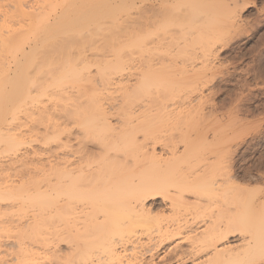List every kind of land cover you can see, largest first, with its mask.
Returning <instances> with one entry per match:
<instances>
[{
  "label": "bare ground",
  "instance_id": "1",
  "mask_svg": "<svg viewBox=\"0 0 264 264\" xmlns=\"http://www.w3.org/2000/svg\"><path fill=\"white\" fill-rule=\"evenodd\" d=\"M21 1V3H23V1L25 2L27 0ZM151 1L152 0H38V2H36L37 7L35 5L36 3H33L30 8L27 7L30 9L28 11L21 9L22 7L18 8L19 10H15L18 12L22 10L20 14L26 18L23 20L19 17L22 19L19 24H15L16 22L11 24L8 23V19H4V16H8V13H5L6 15H0V21H2L0 24V145H11V150L9 149L10 152L16 148L18 149L20 145H22L23 140L20 137L13 136V134L11 135V129H9L8 126L17 118L20 119L18 114L23 110L27 114V117L28 115L30 117L37 114L38 119L35 120L37 123L40 122L39 125L41 126H43L42 123L45 122L44 120H51L47 121V124H49L48 122L52 123V121H55L49 128L46 127V122L44 123L45 127L43 126L44 129L46 128L47 130L53 127L52 130L55 132L53 135V137H55L54 164H51V162L44 157L31 158L29 154L23 153L21 157L19 156L20 158L10 159L6 164L0 163V264H255L264 256V224L262 223L264 213L260 214L257 212L259 209L264 212V208H262L264 201H260L262 206L256 211L261 217H258L259 214H256L257 216L254 218V215V222L250 219L253 223L252 225L250 224L251 227L248 224V229L246 228L245 230L246 233L248 232V236H242L243 234L239 231L236 224L241 221L244 223L246 221V216L240 219L237 215L241 212L239 211V213L236 214V211L234 212L231 207L230 209L232 211L229 210V212H234L238 218L229 215L227 216L228 219L230 216L232 217L230 220L226 219L223 222L218 221L220 215L217 219L218 214H215L217 211L214 213V208L211 209L212 206L209 205V202H206L209 200L207 199L208 194L206 196L204 195V198L207 199L205 200L202 198V192H199L204 186V188H210L212 192H218V194L220 192L223 193V187L220 186L221 184L217 185L214 179H212L214 175H216L215 173L218 171L221 172V170L224 169L221 167L222 164H225L223 154L222 156L218 154L215 158L208 159V161L206 160L204 164L198 162V164H202H199L201 165L199 166L197 164V159L208 152H213L215 148L209 146L210 144L207 145L208 142L205 136L204 138L207 143L204 142L202 146L196 144H190V146L186 145L185 149L182 151V149H178L180 142H177L178 144L175 143V139H177L176 141L185 142L183 140L184 134L182 135L181 132L178 134L182 135V137L180 138V136H177L175 139V133L174 135L169 134V136L171 135L169 138L168 134L167 137H164L166 134H162L164 135L162 136L161 132L159 134H152L150 132L151 130H149L150 133L146 132V130L151 129L152 125L149 126L148 123H152L158 117L161 118V115L163 117L168 116L167 118L164 117L166 119L165 121H168V118L176 121L178 118L182 119V117L185 116L183 117L184 119L189 115V117L195 120L192 121L193 119L191 118L193 122H191V124L195 125L196 123L198 124L200 120H202L201 124L209 120V114H213L214 110L213 112H204L206 115H203V105L205 104L203 102L205 100L203 101V96V99L201 98L202 100L199 99L201 97L199 95L203 92L197 94L199 98H197L198 96L196 99L192 97L194 100L189 96L192 95L194 91L197 93L198 87H205L208 84L207 78L210 77L209 79H211L215 75L213 74L212 76L211 72V75L208 77L206 72H209L211 69H205L206 65L203 66L204 63H209L206 61L209 59L208 56H210L208 54L214 55L211 53V48L213 49L216 43H212L214 42L211 36L212 33L208 37L209 32L207 33L206 30L207 34L204 33L206 36L204 34L203 36L201 35V37L205 36L207 39L210 38V40L204 43V51L206 49L204 53L208 51V54L206 53L205 62H203V64L201 63L203 68H197L201 71L204 70L202 72L200 71V73L197 70V74L195 69L190 70V68H193L190 65V67L181 65V67L176 66L177 68H174L175 65L178 64L175 63L178 60L174 59L176 57V59H178L180 53L176 50V52H174L175 54L171 52V56L166 48L168 44L171 49L175 45H178L176 40L182 37L183 38L180 39L181 42H185L186 39H184V36L186 37L187 35L184 34L186 32H190L189 37L190 35L193 36V34H197L193 33L194 31H192L191 28L195 21H198L196 22L197 25L199 23L201 26V21H203V19L206 22L205 25L209 20L206 26L209 27L212 25L210 28H213L215 24L212 23H215L214 20H220L218 16L221 14H216V16L212 18L213 16L211 17V12L209 13L208 9L211 11L214 9V12H218L220 10H215V8L218 9V7H220L219 9L222 8L223 15L226 11L228 20L225 16L221 17L225 18L227 22L229 21L228 24L230 21H236L233 17L232 3H230L235 0H226L229 1L228 3H223L222 0H155L158 1L155 2L158 4H154ZM15 2H17V0ZM146 2L152 3H149L150 5L148 6L149 9L151 8L150 10H152V6L155 5L157 10L155 9L154 11L156 13L158 12L157 15L159 17L161 15L160 11H162V14L164 12L163 16L167 18L169 14H171V11L177 13L179 9L181 10V8L184 7L181 6L186 3L191 5L192 9L197 6L196 11H203L204 14H206V16H204L201 12L203 14L202 16L201 13L199 14L197 12L199 18L197 17L198 20H194L193 22V18L192 20L190 18L192 15L191 13L195 10L189 12V8L191 9V7L187 8L185 6L186 8H183L184 10H181V12L183 11V16L186 19V15L188 16L190 13L191 15L189 14L190 18H188V20L190 19L191 22L190 20L182 19V15H180V18L185 22H190L191 25L193 22V25H190L191 31L188 29L185 22L182 21L185 24L184 27H182L183 23H180L181 25L177 24L179 27L181 26L180 30L174 33L173 31L172 33L170 32L171 35L168 33L171 42L169 38L168 40L166 39V41L162 38L165 41H161L165 45V49H163L166 50L165 52L168 53V56L170 55L169 60L172 58L174 60L173 63H175L172 64L171 62L174 67L165 63V69H169L167 71L169 72V67L174 68L175 71L172 73L176 72L177 75H170L176 76L175 79L183 84H178L179 82H177V84L175 83L176 86H174V82H171V84L168 80L169 78L164 81L169 82L168 84L171 85L169 87L170 90L176 87L175 92L177 88L180 93L188 86L194 88V90L190 88L191 92L186 88V91L191 94L188 96L185 95V99L181 98L182 96L180 95L181 101L178 99L177 102H174V105H172L173 102L171 101H174L176 98L170 99L171 94L169 97L165 94L166 98L162 99L165 97L164 93H167L166 90H168L167 87H164L167 82L160 80V78L156 76L164 70H161V67L164 68V62H169L167 61V56H164L165 58L163 57L165 60L164 62L161 60L162 57L156 58L158 62L161 61L163 63L160 62L161 64L159 63L158 66H156L157 64L153 56L155 52L153 54V50L149 51V49H147L148 52L152 53H148V55L146 54L147 50L142 53L141 50L143 49H138L146 47L144 45L147 44L146 40L149 42L148 38L152 35L151 31L153 30V26L148 24L149 26L147 27L142 17L131 19L130 17H133L134 14L130 17L127 16L130 19L126 18V16V19L121 17L131 9L133 10V8H137L138 10V4H146ZM219 2L222 3L219 5L217 4ZM216 4L219 6L215 7ZM19 6H21V4ZM213 6L215 8L211 9L210 7ZM145 7L148 8L146 5ZM134 10L136 11V9ZM186 12L188 14H186ZM194 13L195 12H193V14ZM144 14L145 15L140 12L138 16H145L144 21H146L145 18H147V14L145 12ZM179 14L181 13H177L174 16L179 17ZM197 14H195V16H197ZM212 15L215 14L213 13ZM229 15L231 17H229ZM9 16L11 17L12 15ZM163 16L160 18L164 19ZM193 16L194 15H192V17ZM195 16L194 18H196ZM152 17L154 20L157 18L155 14H152L149 18L151 19ZM215 17L217 18L215 19ZM211 19L214 20L210 22ZM181 20L178 21L181 22ZM171 21L169 23H171ZM219 22L222 23V21ZM235 23L236 22H234V24ZM203 24L204 23H202V26L205 28ZM151 26L152 29H150ZM148 28L151 30L150 32ZM181 28H186V30H184L186 32L182 31ZM187 29L189 31H187ZM180 31L182 32L180 34L184 33L181 36H179L180 34L178 33ZM198 31L203 33L205 29L202 31V28H200ZM211 31L212 30H210V32ZM198 34L200 35V32ZM152 36L150 40L152 42H149V44L151 43L154 46V41L156 39L154 38L155 40L153 41ZM171 38L175 39L171 40ZM195 38L196 36L194 39ZM189 39L191 38H188V40ZM160 40L156 42L157 45L160 43ZM188 40H186V42ZM97 41L104 43L105 45L101 44L105 47L99 43L101 48L97 45L98 50L95 51L96 53L94 52V55L91 54V57L90 55L87 56L88 54L82 55V57L80 54L78 56L76 55L77 57L74 56L75 52L73 51V54V49L75 51L76 49L82 50L84 45L85 47L87 46L86 44H91L92 46L89 47L93 48V44H97ZM172 41L177 44L174 42L172 43ZM208 41H211L210 43H212L213 47H211ZM171 43L174 46H171ZM207 43L208 46H206ZM95 44L94 49H97ZM149 44L147 46H149ZM180 44L179 47L175 46V49L177 48L179 50L180 48L181 50L191 45L188 42V46L187 44L186 46L182 45L184 43H182L181 46ZM157 45L154 48H156ZM153 46H149V48ZM158 46L159 47L155 50H160V45ZM92 48L88 49L92 50ZM164 50L161 49L160 51ZM138 52L142 55H148V58L152 55L156 65H153V61L149 63L146 62L148 59H146V56L144 58L146 60L143 59L144 56L142 60L133 57L136 53L140 57L141 54ZM173 54L175 56H173ZM191 55L193 54L191 53ZM194 55L196 56L195 53ZM211 58L210 60H213ZM90 59L95 62H91ZM135 61H137L138 65L134 64ZM168 64H170V62ZM212 64L210 63V65ZM93 66H97L96 71L97 75L100 74V77L98 76L99 78L95 77L94 73L92 74L91 67ZM114 67L119 71L118 73H116V71L114 72L115 74L113 73L112 69H114ZM155 67H160V70ZM183 67L184 70H182ZM207 67H209V65ZM178 68H181L180 71L177 70ZM212 68L214 69L213 66ZM106 69H110V71ZM213 69L211 71H213ZM215 69L214 71H216ZM167 72L165 73L167 75L166 77H170ZM148 73L156 75L151 74V77H149L150 74L148 75ZM163 74L164 73L161 75ZM153 76L157 78H152ZM97 78L99 80L101 78V80L99 81ZM149 78H152L153 81H150L151 79L149 80ZM170 78L173 79L172 76ZM76 79H81V82L83 80V84L88 82V85L75 86L74 80ZM192 80L194 84H192ZM154 81H158L155 83L161 88L163 83L159 84V82H164L163 88L166 90H159V87H157L155 92V84L152 90L149 86L152 85L153 87ZM185 81H187L186 85ZM168 84L166 86H169ZM196 84L202 86L197 87L195 86ZM177 85H185V87L182 86L183 89H181V86H179V88ZM194 86L197 87V90ZM102 87L108 91V94L112 95H108L110 98L106 99L108 101L105 102L104 99L102 100V98L98 96L99 93L103 91ZM148 88L152 93L149 92ZM205 88H207V86ZM205 88L202 90L205 91ZM55 91L59 94H55ZM153 91L156 94L153 93ZM157 91H160L163 97L159 96L160 93ZM172 91L174 90L172 89ZM90 93H92V95H90ZM174 93L173 95H175ZM101 94L100 96H102ZM154 96L157 98H154ZM45 97H51L54 101L55 97L62 100L63 104L59 100L62 106H59L60 104H58V106L56 105L58 108L61 107V109L55 112V102H52L53 107L52 105L50 107L44 105L38 106ZM159 97L162 101L158 99ZM49 98L47 100L50 101L51 98ZM28 101L37 104V106L33 105L34 108L36 107V110L30 107L25 108L26 105L23 106V104ZM195 102L198 103H196V106L193 105ZM183 105L185 107L192 106L194 108H187L188 112L180 111L182 108L180 106ZM177 106H179L180 109ZM173 107H175L177 111L175 108L172 110ZM201 109H203V111ZM212 114H210V117ZM195 117L200 119L199 122H197L198 119ZM152 118L154 119L151 120ZM214 118L215 117L211 120ZM189 119L190 118H186L185 123L187 120V122L190 123ZM113 121L116 123H113ZM181 121H183L184 124V120H179L178 122ZM210 122L213 123L214 121H209V123ZM176 123L177 122H174V124ZM214 123H216V121ZM214 123L211 124L210 127L213 126ZM177 124L183 125L180 123ZM187 125L188 124H186V126ZM204 125H200V127H204ZM145 126L147 129H145ZM34 127L33 129H36ZM37 128H39V126ZM204 128L202 129L201 127L200 129L204 131ZM152 131L156 132L154 130ZM47 133L49 132L47 131ZM154 134L155 137L153 138ZM206 134L208 133L206 132ZM149 138H151V140L154 139L153 142L156 141L154 143L159 142L160 144V142H162V150L158 151L155 144L151 145L153 144L152 141L151 144H148ZM193 140L195 139H191V142ZM196 140L198 144L199 138ZM205 140L203 139L202 142ZM217 145L219 144L217 143ZM7 149H4V151H7ZM216 149H219L218 146ZM8 151L7 153H9ZM217 152L218 151L214 153ZM48 159L50 160V158ZM44 162H48V165H45ZM16 164L18 165L15 166ZM220 167L223 169H219ZM13 172H17L18 174L16 180L12 178V176L16 174H13ZM170 172L172 175H174L173 172H175V174L178 173L177 176L180 174L181 182L184 185L180 186L179 184L182 185V183L179 182L180 176H175L178 179V181L177 179L176 181L179 182V187L176 184L173 186L175 190L172 187L171 189H173V191L171 192L169 191L171 189H169L166 190L167 193H163L165 191L164 188L162 193L167 196H163L166 203L163 202L162 204L159 200L160 192L157 186H160V182L163 181L161 177L166 178V175ZM10 173L13 175L9 177L8 175ZM6 177L9 179H6ZM228 179L230 181L226 183L230 185H227V187H234L237 189V192L240 191L241 194L243 193L242 195L245 194V197H247V193H251L253 197V194H256V192L259 194L258 190H261L254 188L248 189L249 187H244L240 185L241 183L239 182H237V184L236 182L234 183L232 178L228 177ZM174 181L175 180H173L172 183H174ZM231 185L233 186L231 187ZM224 186L226 187V185ZM189 188L193 189V191H189ZM234 191L236 190H233V192ZM188 192H190V194L192 193V199L188 196L190 195ZM252 192L254 193L252 194ZM214 199L213 196V200ZM256 205L259 204L256 203ZM256 207L258 208V206ZM225 213L224 215H227ZM221 219L222 218H220V220ZM205 222L208 224L206 229L200 231L199 225ZM241 225L240 223V226ZM245 227H243V229H245ZM238 232L242 235L240 234V240L237 241L241 242L242 245L233 247L235 243H232L233 241L231 240L239 236ZM186 240L190 244H188V247L184 248L183 244ZM256 264H259V262Z\"/></svg>",
  "mask_w": 264,
  "mask_h": 264
},
{
  "label": "rangeland",
  "instance_id": "2",
  "mask_svg": "<svg viewBox=\"0 0 264 264\" xmlns=\"http://www.w3.org/2000/svg\"><path fill=\"white\" fill-rule=\"evenodd\" d=\"M10 1V2H9ZM16 1V0H15ZM14 0H0V15H6L5 13H8L7 15L8 16H4V19L6 18V20L8 21V23H15V24H19V22H20V20H24V19H26L25 17H23L21 14H20V12L22 11H15V10H17L18 8H21V9H24L25 11H28V10H30V9H28V8H30V6H32V4L33 3H36V2H38V0H27V1H23V3H21L22 1L20 0V1H18L17 0V2H15ZM41 1V0H40ZM43 1V0H42ZM46 1V0H45ZM47 1H50V0H47ZM218 1V0H217ZM219 1H221V0H219ZM223 1V3H228L229 1H231V0H229V1H224V0H222ZM4 2V3H3ZM29 2V3H28ZM152 3H154V4H158V3H155V2H158V1H155V0H152L151 1ZM151 2H149V3H151ZM236 3V4H239V5H236V4H234V3ZM231 1L230 3H232L231 5H232V8H233V14H234V18L236 19V21H234V22H236L235 24H234V22L232 21H230V23L228 24V22H227V17H226V11L224 12L225 14L223 15V12H222V8L221 9H219L220 7H218V9L217 8H215L216 6H219L220 5V3H222V2H219V3H217V4H219V5H215V7L213 6V7H210L211 9H213V8H215V10H220V11H215L214 12V9L211 11V10H209L208 9V12L210 13V15H211V17L212 18H214V16H216V14H218V15H220V16H218V19H220V20H218V21H216V20H214V22L215 23H212V24H215V26H213V28L211 27L210 28V26H212V25H210L209 27L208 26H206L207 24H208V22H209V20L207 21V24L205 25V21H204V19H203V21H201V26L199 25V23H198V25H197V23L196 22H198V21H195V23H194V25H193V22H194V20H198L197 19V17L199 16L198 14H197V12L200 14L201 12L204 14V12L203 11H196V7L195 8H193L192 9V6L191 5H189L188 3H186L185 5L183 4L181 7H183V8H188V7H191V9L189 8V12L190 11H192V10H195V11H193V12H195L194 14H193V12L191 13L192 15H194L195 16V14H197V16H195L196 18H194V16L192 17V15H191V18H190V16H189V14L186 12V14H188V16L186 15V17H187V19L186 18H184V13H183V11L181 12V10H184L183 8H181V10L179 9L178 10V12L177 13H181V14H179V17L178 16H174L175 14H177L176 12H174V11H171L170 13L172 14H169V18L167 17L166 18V16L164 17L163 16V14H164V12H163V14H162V11H160L161 12V15H160V17H164V19L162 20L158 15H157V13L154 11L155 9L157 10V8H155V5L154 6H152L153 8H152V10H150L149 9V3L148 2H146V4L144 3V4H138V10H137V8H133V10L131 9L130 11H126L127 13H125V15H123V16H121V17H124V19H126V18H128L127 16H131V15H133V17H130L131 19L132 18H135V19H137V17H142L143 18V22L144 23H146L147 24V27L149 26L148 24H150V25H152L153 26V30L151 31L150 29H152V26L150 27V29H149V32L151 31V33H152V38H153V41H154V46L150 43L149 44V42H152V41H150L151 40V36L148 38V40H149V42L146 40V42H147V44H145L144 46H146V47H142V48H138V49H143V50H141V52L142 53H144L145 52V50H147V49H149V51H151V50H153V54H154V52H155V54L153 55L154 56V58H155V61H154V58L152 57V55H150L151 57V59L150 58H148L149 56V54H152V53H150V52H148V50H147V53L146 54H148V55H142L141 53H139V54H141L140 55V57L137 55V53L133 56V57H136V58H138L139 60H142V57H143V59L145 58V56H146V59H144V60H146V62H152L153 63V65H156V66H158V64L161 62L160 61V59H159V61L160 62H158V59H156V58H160V57H162L161 58V60H162V62H164L165 60H164V56H167V58H168V60L167 61H169L170 62V64H168L169 62H164V65H163V67L164 68H162L161 67V70L162 69H164V70H162V73H164L163 75H161L162 73H160L159 75H156V74H153V73H148V75L150 74V76L149 77H151V74H153V75H156L158 78H160V80H162V81H164V80H166V79H168L169 80V82L171 83V82H174L173 84H174V86H176L175 85V83L177 84V82H179L178 84H180L181 82L179 81V80H177V79H175L176 78V76H173V75H170V74H176L177 75V73L175 72V73H172L173 71H175V69L174 68H177L176 66H178V67H181V65L182 66H186V67H193V68H190V70L192 69H195V72H196V74H197V68H199L200 69V67H202V65H201V63L203 64V62H205V57L207 56V54H208V51L206 52V53H204L205 51H206V49H205V51H204V43H206L205 41H207V40H210V38H208L207 39V37H205L206 35L204 34V33H206V30H207V33L209 34L208 35V37L210 36V34H211V36H212V38H213V41L214 42H212V43H216L215 44V46L213 47L212 46V43H210L211 41H208L210 44H211V47H213V49L211 48V53L212 54H214V55H211V54H208V55H210V56H208L209 57V59L208 60H206V61H208L209 63H204V65L203 66H205L204 68L205 69H207V68H210L211 70L213 69L212 68V66L214 67V69L216 70V71H214V69H213V71L215 72H213V71H209V72H206L207 74H208V77L212 74V76H213V74H215L211 79H209V78H207L208 79V84L206 85L207 86V88H205L204 86H203V88H199L198 86H202V85H195V86H197L198 87V90L196 89L197 87H195V89L197 90V93L194 91V92H192V95H190L189 97H191V99L192 100H194V99H196V97L198 96L197 94H200L199 92H203L202 94H200L199 96H201L200 98H199V96L197 97V98H199L200 100H202L203 99V97H204V99H203V103H205L204 105H203V108H204V111H203V109H201L202 111H203V115L205 114V113H207V112H213V110H214V112H213V114L215 115H213L212 113H210V114H212V116L213 117H215L213 120H211L213 117L211 116L210 117V114H209V120L208 121H206L205 123H202L201 124V122H202V120H200L199 118H197V117H195V118H197L198 119V121L197 122H199V120H200V122L197 124L196 123V125L195 124H191V122L192 121H195L194 120V118H192V117H189V115L188 116H186V118L188 119V118H190L189 120H190V123H188L187 121H186V123H185V120H186V118H184L183 119V117H185V116H183L182 117V119H176V121L174 120V119H171L170 120V118H168V121H165L166 119L164 118V117H166V116H162L161 115V118L160 117H158V118H156L155 119V121H153L152 123H148L149 124V126L151 125V129H148V130H146V132H148V133H160L161 132V135L162 134H166L165 136L164 135H162V136H164V137H167V134H168V136H169V134H171V135H174V133H175V136H174V139H175V137H177V136H180V138L182 137V135L184 134V138H183V140L185 141V142H183V141H176L177 139H175V143H179L180 142V146L178 145V149H182V151L185 149V146L187 145V146H190V144L191 145H194V144H196V145H199V146H202V144L205 142V143H207V145H209V146H212V147H215L213 150V152L211 151L210 153L208 152L207 154H205V155H203L201 158H198L197 159V164H198V162H201L202 164H204L205 163V161L207 160L208 161V159H213V158H215V156H217L218 154L220 155V156H222V154H223V157H224V162H225V164H222V165H224V166H222L221 165V167H223V168H219V169H223V170H221V172L220 171H218L217 173H218V175H217V173H215L216 175H214V178H212V179H214V181L217 183V185H219V184H221L220 186H222L223 188V193L222 192H220L219 194H218V192L217 193H215V192H212V191H210L211 189L210 188H204V186H203V188H201L200 190H199V192H202V194H203V199H205V200H207V199H209V200H207L206 202L208 203L209 202V205L210 206H212V208L211 209H213L214 208V213L217 215L218 214V216H217V219H218V217H219V215H220V218H222L221 220H220V218L218 219V221H225L226 219L227 220H230V218H232L233 216L235 217V218H238V217H240V219H241V217L243 218V217H245L246 218V221L244 222V223H242V221L241 222H238V224H236L237 225V227H238V229H239V231H241L242 232V234L241 233H239V236L238 237H236V238H233L231 241H233L232 243H235V244H233V247L235 246V247H238V246H241L242 244H241V242H238L237 240H240V236L242 235V236H248V232L246 233L245 232V230H246V228L248 227V224H249V226H250V224L252 225V223L254 222V219H253V216H254V218H256V216L260 213H264V212H262V210H260L259 209V207L260 206H262V204H260V201L262 200V201H264V0H235V1ZM9 3V4H8ZM21 4V6H19L20 4ZM28 3V4H27ZM31 3V4H30ZM151 3V4H152ZM173 3H175V2H173ZM4 4V5H3ZM8 4V5H7ZM18 5V6H17ZM23 5V6H22ZM36 5V7H37V3L35 4ZM145 5L148 7V8H146L145 7ZM188 5V6H187ZM235 5V6H234ZM34 6V5H33ZM140 6V7H139ZM186 6V7H185ZM237 6V7H236ZM7 8V10H6V8ZM26 7V8H25ZM28 7V8H27ZM151 7V6H150ZM194 7V6H193ZM223 7V6H222ZM231 7V6H230ZM139 8H141V9H144V10H141V9H139ZM146 8V9H145ZM225 8V7H224ZM227 8V7H226ZM236 8V9H235ZM134 9H136V11L134 10ZM235 9V10H234ZM14 10V11H13ZM19 10V9H18ZM141 10V11H140ZM177 10V9H176ZM175 10V11H176ZM187 10V9H186ZM225 10V9H224ZM2 11H3V13H2ZM6 11H8V12H6ZM15 12H16V14H15ZM140 12H142V14L143 15H145L144 14V12L147 14L146 15V17L147 18H145L146 19V21H144V17L143 16H138L139 14H140ZM150 12V13H149ZM155 12V13H154ZM160 12H159V14H160ZM175 14H174V13ZM185 12V11H184ZM217 12V13H216ZM219 12H221V13H219ZM10 13V14H9ZM139 13V14H138ZM201 13V14H202ZM207 13V12H206ZM215 14V15H212V14ZM127 14V15H126ZM152 14H155L156 16H157V18L154 20V18L152 17L151 19L149 18V17H151L152 16ZM203 14H202V16H203ZM208 14V13H207ZM9 15H12L11 17L9 16ZM17 15H18V17H17ZM150 15V16H149ZM165 15H166V13H165ZM180 15H182L183 16V18L182 19H184V20H188V18H190L191 20H192V18H193V22H192V25H193V27H191L192 25L190 24V22H191V20H190V22L188 23V21H184V20H181V16ZM15 16V17H14ZM125 16H126V18H125ZM174 16V17H173ZM204 16H206V14H204ZM226 17V19L225 18H222V17ZM3 17V16H2ZM19 17H21V18H19ZM172 17V18H171ZM178 17V18H177ZM229 17H231L230 15H229ZM228 17V18H229ZM19 18V19H18ZM130 18H128V19H130ZM141 18V19H142ZM167 20H166V19ZM174 18V19H173ZM199 18V17H198ZM217 17H215V19H216ZM10 19V20H9ZM121 19V18H120ZM141 19H140V21H141ZM153 19V20H152ZM177 19V20H176ZM223 19V20H222ZM230 19V18H229ZM2 20V19H1ZM19 20V21H18ZM160 20H162V21H160ZM172 20V21H171ZM174 20H175V22H174ZM178 20H181V22H179ZM212 19L210 20V22L211 21H213ZM231 20V19H230ZM171 21V23H169ZM182 21H184L185 22V24H186V26H188V29H190V27L192 28V31H194L193 33H197V34H193V36L192 35H190V37H189V33L188 32H186V31H184V30H186V28H184V29H182L181 28V30L182 31H184V32H186L184 35H187L186 37L184 36V39H186V40H188V38H191V39H189L187 42L188 43H190L191 45L190 46H188V44H187V42H186V40H185V42H186V44H187V46L188 47H186L185 49H181L180 50V48H179V50L176 48L175 49V46L176 47H179V44L181 43H184V44H182V45H184V46H186V44H185V42L183 41V42H181V40L180 39H182V38H179V40H176L177 41V43H178V45H173L172 43L175 41H172V45L171 46H174V47H172V49H171V47H169L168 45H167V43H166V45H167V48H166V50L168 51V53H170L171 54V56H172V53L171 52H176V50H177V52H179L180 53V56H179V58L178 59H174V60H178V61H176L175 63H178V64H176L175 65V67L172 65V64H175V63H173V59L171 58V60H169V56L167 55L168 53H166L165 51L166 50H164L165 49V45H164V43H162L161 41L163 40L162 38H164V40L166 41V39L168 40V36H170L171 35V33H172V31H173V33L175 32V31H179L180 30V27L178 26L180 23L183 25L182 27H184V22H182ZM219 21H222V23H220ZM173 22V23H172ZM225 22V23H224ZM2 23V21H0V24ZM169 23V24H168ZM202 23H204L203 25H205V28H203L204 26H202ZM218 23H219V25H218ZM165 24V25H164ZM178 24V25H177ZM180 24V25H181ZM189 24V25H188ZM232 24V25H231ZM162 25V26H161ZM168 25V26H167ZM191 25V26H190ZM154 26H155V28H154ZM200 26V27H199ZM216 26H218V27H216ZM161 27V28H160ZM208 27V28H207ZM176 28V29H175ZM196 28V29H195ZM197 28H198V30H200V28H202V31L205 29V32L203 31V33H201V31H198L197 30ZM5 29V28H4ZM187 29V31H189ZM209 29V30H208ZM223 29V30H222ZM230 29V30H229ZM6 30V29H5ZM167 30V31H166ZM170 30V31H169ZM196 30V31H195ZM210 30H212L211 32H210ZM213 30H214V34H213ZM156 31V32H155ZM190 31H191V29H190ZM198 31V32H197ZM171 32V33H170ZM200 32V35L198 34ZM229 32V33H228ZM157 35H156V34ZM170 35H169V34ZM177 33V32H176ZM176 33H175V35H176ZM179 34L180 33H182L181 31L180 32H178ZM177 33V34H178ZM206 33V34H207ZM220 33V34H219ZM155 34V35H154ZM159 34V35H158ZM164 34V35H163ZM183 34H180L179 36H181V35H183ZM192 34V33H191ZM203 34L205 35L204 37L206 38H204V37H201V35L203 36ZM177 36V35H176ZM196 36V38L194 39V37ZM219 36V37H218ZM158 37H159V39H158ZM172 37V36H171ZM175 37V36H174ZM221 37V38H220ZM155 38V39H154ZM160 38H161V40H160ZM177 38V37H176ZM204 38V39H203ZM172 39H175V38H171V40ZM183 39V40H184ZM201 39H203V40H201ZM158 40H160L159 42V44L158 45H160V50L162 49V50H164V51H160V50H155L157 47H159L157 44H156V42H158ZM163 40V42H165ZM193 40V41H192ZM169 41H170V38H169ZM175 41V42H176ZM180 43H179V42ZM190 41V42H189ZM98 42V41H97ZM96 42V43H97ZM168 42V41H167ZM171 42V41H170ZM174 42V43H175ZM194 42V43H193ZM201 42V43H200ZM202 42H203V44H202ZM99 43L100 42H98L97 44H95V47L97 48V49H94V44H93V48L92 47H89V46H92L91 44L89 45V44H86L87 46L85 47V45H84V48H85V51H84V48L82 49L83 50V52H82V50H80V49H76V51L73 49L72 50V52L74 51L75 52V54H74V52H73V54H74V56H78L79 54L81 55V57H82V55H87V56H89L90 55V57H91V54H93L94 55V52L96 51V50H98V46H99ZM102 43V42H101ZM100 43V44H101ZM177 43H175V44H177ZM102 44H104V43H102ZM101 44V45H102ZM149 44V46H153V47H151V48H153V49H151V48H149V46H147ZM157 45V47L156 48H154L156 45ZM181 44H180V46H181ZM98 45V46H97ZM105 45V44H104ZM104 45H102V46H104ZM206 45V44H205ZM214 45V44H213ZM221 45V46H220ZM183 46V47H184ZM194 46H196V47H194ZM201 46V47H200ZM206 46H208V43H207V45ZM219 46V47H218ZM105 47V46H104ZM192 47V48H191ZM88 48H92V50H90V49H88ZM99 48H101V46H99ZM164 48V49H163ZM189 48V49H188ZM159 49V48H158ZM169 49V50H168ZM188 49V50H187ZM193 49V50H192ZM86 50H88V51H86ZM137 50V49H136ZM199 50H202V51H198ZM195 51V52H194ZM217 51V52H216ZM77 52V53H76ZM137 52V51H136ZM193 54V55H191V53ZM202 52V53H201ZM214 52V53H213ZM96 53V52H95ZM190 55H189V54ZM194 53L196 54V56L194 55ZM204 53V54H203ZM175 54V53H174ZM173 54V56H175ZM185 54V55H184ZM188 54V55H187ZM206 54V55H205ZM163 55V56H162ZM201 55V56H200ZM76 56V57H77ZM148 56V57H147ZM156 56V57H155ZM176 56H177V54H176ZM192 56H193V58H192ZM200 56V57H199ZM80 57V56H79ZM78 57V58H79ZM164 57V58H163ZM184 57V58H183ZM212 57V58H211ZM196 58V59H195ZM201 58V59H200ZM204 58V59H203ZM210 58L211 59H213V60H210ZM149 59H150V61H149ZM190 59H192V60H190ZM91 60V62H95L94 60L92 61V59H90ZM89 60V61H90ZM137 60V59H136ZM185 60V61H184ZM194 60V61H193ZM204 60V61H203ZM187 61V62H186ZM198 61V62H197ZM156 64H155V63ZM161 62V63H162ZM171 62H172V64H171ZM186 62V63H185ZM212 62H213V64H212ZM151 63V64H152ZM160 63V64H161ZM165 63H167V65H169V66H171L172 65V67H174V68H171V67H169L170 68V71L169 72H167L168 70H166L165 69ZM192 63V64H191ZM210 63L212 64V65H210ZM214 63H215V65H214ZM134 64H136V65H138L137 64V61H135V63ZM163 64V63H162ZM183 64H185V65H183ZM145 65V64H144ZM146 65H147V63H146ZM190 65V66H189ZM209 65V67H207ZM162 66V65H161ZM184 67H183V69L182 70H184ZM103 68H105V67H103ZM155 68H157V67H155ZM203 68V67H202ZM201 68V69H202ZM220 68V69H219ZM114 69H115V67H114ZM112 69L113 70V73L116 71V73H118L119 71L117 70V69ZM157 69H159L160 70V67L159 68H157ZM172 69H174V70H172ZM180 69L181 68H178L177 70H179L180 71ZM97 66L95 67V66H93V67H91V71H92V74L94 73L95 75V77H98L99 75H97ZM104 70V69H103ZM107 71H110V69L108 70V69H106ZM112 70H111V73H112ZM172 70V71H171ZM176 70V71H177ZM181 70V71H182ZM204 70V69H203ZM202 70V71H203ZM178 71V72H179ZM199 71V73H200V71L201 70H198ZM201 71V72H202ZM160 72V71H159ZM168 73L169 74V76L171 77H173V79L172 78H170V77H166L167 75L165 74V73ZM212 72V73H211ZM110 73V72H109ZM147 73V72H146ZM211 73V74H210ZM103 74V73H102ZM115 74V73H114ZM97 75V76H96ZM117 75H120V74H117ZM162 77H161V76ZM100 77V76H99ZM98 77V78H99ZM157 77H155V76H153L152 78H157ZM97 78V80H99ZM152 78H149V80L150 81H153L152 80ZM164 78V79H163ZM178 78V77H177ZM154 79V80H155ZM100 80H101V78H100ZM99 80V81H100ZM210 80V81H209ZM211 80H212V82H211ZM159 82V84H161V83H163L164 84V82H167V84L169 83L168 81H164V82ZM74 85L75 86H80V85H86L88 82H86V83H84L83 84V80H82V82H81V79H79V80H74ZM77 82V83H76ZM81 82V83H80ZM155 82H158V81H154L153 82V87H152V85H150L149 87H151V89L152 88H154V84L156 85L155 86V89H154V91L156 90V88L157 87H159ZM184 82V81H183ZM192 82H193V80H192ZM211 82V83H210ZM104 83V82H103ZM186 83H187V81H185V85H186ZM190 83V82H189ZM188 83V84H189ZM210 83V84H209ZM162 84V88L161 87H159V90L160 89H164V90H166L165 88H163V85ZM166 83H165V86L164 87H167L168 88V90H166L167 91V93H164V96L165 97H163V94L161 95V93H160V91H157V92H159L160 94H159V96H161V97H163L162 99H164V98H166V95H167V97H169V95H170V99L171 98H176L174 101H171V102H173V104L171 103V102H169L170 104H172V105H174L175 103L174 102H177V100L179 99L180 101H181V99H180V95L182 96L181 98H186V97H184L185 95L186 96H188L189 94H191L190 92H191V89H193L194 90V88L193 87H189L188 85V87H186L187 89H189V93L186 91L187 89L185 88V90L183 91V92H178L179 91V89L177 88V91L175 92V88H172L174 91H172V89L170 90V86L171 85H169V86H166L167 85ZM172 84V83H171ZM181 84H183V83H181ZM192 84H194V82L192 83ZM88 85V84H87ZM185 85H179V86H181V89H183V87H185ZM189 85H191V84H189ZM161 86V85H160ZM178 85H177V87H179ZM183 86V87H182ZM209 87V88H208ZM103 88V91L101 92V93H99V97L100 98H102V100L104 99V102L105 101H108V100H106V99H109L110 98V96H112L111 94H108V91L106 90V89H104V87H102ZM101 88V89H102ZM180 88V87H179ZM191 88V89H190ZM205 88V91L204 90H202V89H204ZM181 89H180V91H181ZM146 90H147V88H146ZM145 90V91H146ZM148 90H149V92L150 93H152V91H150V89L148 88ZM153 90V89H152ZM158 90V89H157ZM200 90V91H199ZM207 90V91H206ZM101 91V90H100ZM99 91V92H100ZM144 91V92H145ZM153 91V93H155ZM170 91V92H169ZM175 94V95H173V93ZM210 91V92H209ZM57 91H55V94H59V93H56ZM148 92V91H147ZM148 92V93H149ZM161 92H163V91H161ZM169 92V93H168ZM212 92V93H211ZM148 93H145V94H148ZM149 93V94H150ZM196 93V94H195ZM208 93V94H207ZM214 93V94H213ZM98 94V93H97ZM100 94L102 95V96H100ZM148 94V95H149ZM156 94V93H155ZM155 94H152V95H155ZM166 94V95H165ZM179 94V95H178ZM193 94H194V96H193ZM210 94V95H209ZM90 95H92V93H90ZM108 95H110V96H108ZM143 95V94H142ZM172 95H173V97H172ZM105 98H104V97ZM115 96V95H114ZM158 96V95H157ZM176 96V97H175ZM203 96V97H202ZM208 96V97H207ZM150 97H151V95H150ZM156 96H154V98H155ZM179 97V98H178ZM194 99H193V98ZM206 97V98H205ZM49 97H45V98H43V101L41 102V103H39L38 104V106H47V107H50L53 103L52 102H55V112L56 111H58V110H60L61 109V107L60 108H58L57 106H58V104H60V102H59V100L60 99H58V98H56L55 97V101L54 100H52V98H51V100L49 101V100H47ZM49 98V99H50ZM60 98V97H59ZM99 98V99H100ZM157 98V97H156ZM202 98V99H201ZM158 99H161L160 97L158 98ZM162 99H161V101H162ZM173 100V99H172ZM45 101V102H44ZM61 101V103H62V100H60ZM168 101H169V99H168ZM182 101H183V99H182ZM209 101V102H208ZM198 102V101H197ZM197 102H195L193 105H197L198 103ZM212 102V103H211ZM30 103V104H29ZM43 103V104H42ZM45 103V104H44ZM197 103V104H196ZM201 103H202V101H201ZM28 104V105H27ZM63 104V103H62ZM62 104H60L59 106H62ZM209 106H208V105ZM212 104H213V106H215V107H213L212 106ZM26 105V106H25ZM37 106V104H35V103H32V102H30V101H28V102H26V103H24L23 104V106H25V108L26 107H30V108H34V106ZM57 105V106H56ZM188 105V104H187ZM176 106V105H175ZM52 107H53V105H52ZM179 109H180V107H182L181 108V110L180 111H187L189 108H191V107H185L184 105L183 106H177ZM58 108V109H57ZM174 108L175 107H173V109L172 110H174ZM184 108V109H183ZM186 108V109H185ZM188 108V109H187ZM194 107H192V109H193ZM214 108V109H213ZM35 110H36V107L34 108ZM176 109V108H175ZM178 109V110H179ZM192 109H190V110H192ZM176 111H177V109H176ZM179 112V111H178ZM188 112V111H187ZM205 112V113H204ZM219 113V114H218ZM163 114V113H162ZM165 115V114H164ZM206 115V114H205ZM208 115V114H207ZM55 116H56V113H55ZM192 116H194V115H192ZM18 117L20 118V119H16L15 121H13V123H11V125L10 126H8V128L9 129H11V132H10V134L12 135L13 134V136H17V137H20L23 141H22V145H20V147L15 151V150H12L11 152H10V146H5V145H0V163H2V164H6L8 161H10V159H17L19 156L21 157L23 154H29L30 155V157L31 158H39V157H44L46 160H48L49 162H51V164L53 163L54 164V162H55V137H53V135L55 134V132L52 130V128L50 129V130H52V131H50V130H47L46 128L44 129V123L46 122V124H47V121H51V120H44L45 122H43L42 123V125L44 126H41V125H39L40 124V122L39 123H37V121L35 120V119H38V116H37V114H35V116H30L29 117V115H28V117H27V114L24 112V110L23 111H21L19 114H18ZM162 117H163V119H162ZM168 117V116H167ZM166 117V118H167ZM218 117V118H217ZM25 118H27V119H25ZM181 118V117H180ZM191 118L193 119L192 121H191ZM207 118H208V116H207ZM154 118H152L151 120H153ZM159 119V120H158ZM26 120H27V122H26ZM150 120V121H151ZM170 120V121H169ZM179 120H184V124H183V121H181V122H178ZM35 121H36V123H35ZM164 121V122H163ZM177 122V123H180V124H183V125H179V124H174V122ZM209 121H216V123H214V125L213 126H211L210 127V125L211 124H213V123H209ZM55 123V121H52V123L51 122H48L49 124H45L46 125V127L47 128H49V126H52V124H54ZM170 122V123H169ZM113 123H116L115 121H113ZM157 123V124H156ZM193 123V122H192ZM209 123V124H208ZM155 124V125H154ZM159 124V125H158ZM186 124H188L187 126H186ZM204 125V127L203 126H201L202 127V129L204 128V131L202 130V129H200L201 127H200V125ZM216 124V125H215ZM34 126H36V127H34V128H36V129H33V127ZM191 125V126H190ZM197 125H199V126H197ZM39 126V128H37ZM157 126V127H156ZM215 126V127H214ZM229 126V127H228ZM19 127V128H18ZM146 127V126H145ZM167 129H166V128ZM207 127H210V128H208V129H206ZM212 127H213V129H212ZM16 128V129H15ZM42 128V129H41ZM155 128V129H154ZM39 129V130H38ZM145 129H147V127L145 128ZM159 129V130H158ZM205 129H206V132L208 133V134H206V132H205ZM33 130V131H32ZM54 130H55V127H54ZM142 130V129H141ZM140 130V131H141ZM149 130H151L150 132H149ZM152 130H154V131H156V132H153ZM167 130H169V131H171V132H169V131H167ZM42 131H43V133H42ZM47 131L49 132V133H47ZM144 132V131H143ZM143 132H142V134H143ZM164 132V133H163ZM182 133V135H180V134H178V133ZM152 134H151V136H152ZM155 134H154V136H153V138L155 137ZM186 134H188V135H186ZM202 134V135H201ZM140 135H141V132H140ZM139 135V136H140ZM170 135V136H171ZM143 136V135H142ZM141 136V137H142ZM158 136H160V135H158ZM161 136V137H162ZM170 136H169V138H170ZM190 136H191V138H190ZM204 136H205V138L207 139V142H206V140H205V138H204ZM197 137V138H196ZM179 138V137H178ZM179 138V139H180ZM187 138V139H186ZM190 139V141H189V139ZM199 138V142H198V144H197V140L196 139H198ZM215 138V139H214ZM173 139V138H172ZM191 139H195V140H193L192 142H191ZM205 140V141H203L202 142V140ZM153 140L154 139H152L151 140V138H149L148 139V141L150 142H148V141H146V142H148V144H151V141H152V143L153 144H151V145H154L155 144V146H156V149L158 150V151H161L162 150V148H161V146H163L162 144V142H160V144H159V142L158 143H154V142H156V141H154L153 142ZM182 140V139H181ZM52 141H54V142H52ZM195 141V142H194ZM186 142H187V144H186ZM190 142V143H189ZM194 142V143H193ZM177 143V144H178ZM193 143V144H192ZM217 143L219 144V145H217ZM157 144V145H156ZM189 144V145H188ZM212 144V145H211ZM150 145V146H151ZM159 145V146H158ZM214 145V146H213ZM215 145H217L218 146V150L216 149V147L217 146H215ZM158 146V147H157ZM7 147H8V149H7ZM12 148V147H11ZM4 149H7V151L9 152V153H7V151H4ZM218 151L217 153H214V152H216V151ZM2 151V152H1ZM45 151V152H44ZM49 151V152H48ZM32 152V153H31ZM6 153V154H5ZM23 153V154H22ZM5 154V155H4ZM22 154V155H21ZM36 156H35V155ZM44 154V155H43ZM47 154V155H46ZM54 157H53V156ZM17 156V157H16ZM35 156V157H34ZM51 156V157H50ZM11 157V158H10ZM19 157V158H20ZM50 158V160H54V161H50L48 158ZM228 159H227V158ZM233 157V158H232ZM226 158V159H225ZM9 159V160H8ZM44 159V160H45ZM7 160V161H6ZM201 160V161H200ZM204 161V162H203ZM227 162V163H226ZM45 163V165H48V162H44ZM201 163H199V164H201ZM198 164V165H199ZM201 164V165H202ZM18 164H16L15 166H17ZM201 165H199V166H201ZM232 168V169H231ZM230 171V172H229ZM14 173H16V174H14ZM19 173V172H18ZM174 173V175H172V173L170 172V173H168L167 175H169V176H167L166 175V178L165 177H161V179L163 180L162 182H163V184H162V182H160V186H157L158 187V190H159V192H160V198H159V200L162 202V204H163V202L164 203H166V201H164V199H163V196H167L166 194L164 195L163 193H167V191L166 190H169V189H171L174 185H176L177 184V186L179 187V185L180 186H183L184 184L181 182V175L179 174V176H177L178 175V173H176L175 174V172H173ZM11 174V175H10ZM8 176L10 177V176H12L13 174V176H12V178H13V180H16V178L18 177V174H17V172H13V174L12 173H10ZM171 174V175H170ZM17 176V177H16ZM175 176H177V177H179L180 178V180H179V182L180 183H182V185L181 184H179V182H177L178 181V179L175 177ZM232 176V177H231ZM169 177V178H168ZM215 177H217V178H215ZM228 177L229 178H232L233 180H234V183L236 182V184H237V182H239V183H241L240 185H242V186H246V187H249L248 189H252V188H254V189H261V190H258L259 191V194H257L258 192H256L255 190H253V191H255L256 192V194H253L254 192H252V194H253V197H252V195H251V193H247L246 195H247V197H245V194L244 195H242L241 194V192L240 191H238V192H240V193H238L237 192V189H235L234 187L233 188H230V186H228L227 187V185H230L229 183H226V182H228V181H230L229 179H228ZM12 178H10V179H12ZM236 178V179H235ZM6 179H9V178H7L6 177ZM161 179H160V181H161ZM169 179V180H168ZM176 179H177V181H176ZM158 180V179H157ZM173 180H175L174 181V183H172V181ZM167 181H168V183H167ZM182 181H183V179H182ZM213 181V180H212ZM179 184V185H178ZM249 184V185H248ZM202 185H203V183H202ZM224 185H226V187L224 186ZM239 185V184H238ZM162 186V187H161ZM165 186V187H164ZM167 186V187H166ZM170 186V187H169ZM186 186V185H185ZM233 185H231V187H232ZM256 187V188H255ZM164 188H165V191H164ZM188 188V187H187ZM221 188V187H220ZM228 188H230V189H228ZM163 189V190H162ZM173 189L175 190V187H173ZM173 189H171V190H169V191H173ZM162 190V191H161ZM189 191H193V189H191V188H189L188 189ZM220 190V191H221ZM226 192H225V191ZM230 190V191H229ZM233 190H236V191H234L233 192ZM164 191V192H163ZM232 191V192H231ZM163 192V193H162ZM206 192V193H205ZM225 192V193H224ZM239 194H237V193ZM251 192V191H250ZM189 194H190V192H188ZM214 193V194H213ZM192 194V193H191ZM191 194L190 195H188V196H190V197H188V198H190V199H192L193 197L191 196ZM200 194V193H199ZM208 194V195H207ZM217 194V195H216ZM235 194V195H234ZM201 195V194H200ZM207 195V199L206 198H204L205 196ZM215 195H216V197H215ZM219 195V196H218ZM224 195V196H223ZM248 195H250V196H248ZM210 196H212V197H210ZM213 196H214V200H213ZM243 196V197H242ZM215 200H217V201H215ZM229 202V203H228ZM234 202V203H233ZM254 202V203H253ZM227 203V204H226ZM256 203L257 204H259V205H256ZM217 204V205H216ZM232 205V206H231ZM229 206V207H228ZM256 206H258V208L256 207ZM232 207V208H231ZM229 208V209H228ZM232 210H234V212L236 211V214H238L239 213V211L241 212L239 215H237L236 216V214L234 213V212H232L233 214H235V215H233L232 213H231V209ZM257 208V209H256ZM261 208V207H260ZM262 208H264V204H263V206H262ZM221 211H219V210ZM239 209V210H238ZM256 209V210H255ZM259 209V211H257ZM229 210H231L230 212H229ZM244 210H245V212H244ZM225 214H227V215H224V213ZM229 213H231V214H229ZM259 212V213H257V212ZM248 212V213H247ZM220 213H222V214H220ZM245 213V214H244ZM257 214V215H256ZM258 215V217H261V215ZM223 215V216H222ZM229 215H232V217L230 216V218L228 219V217L227 216H229ZM244 218V219H245ZM253 221H251V220ZM262 223L264 224V214H263V217H262ZM249 223H248V222ZM240 223L243 225V224H245V225H241L240 226ZM207 223L205 222V223H202L201 225H199L200 227H199V230L200 231H204L205 229H206V227H207ZM239 225V226H238ZM246 226V227H245ZM241 227V228H240ZM243 227H245V229H243ZM251 227V226H250ZM248 229V228H247ZM244 230V231H243ZM248 231V230H247ZM241 234V235H240ZM174 241H178V240H174ZM238 243H237V242ZM187 244H186V243ZM184 242V244H183V246H184V248H186V247H188L189 245L188 244H190L189 242H187V240ZM237 243V244H236ZM187 245V246H186ZM259 262V264H264V256L262 257V258H260L256 263H258ZM255 263V264H256Z\"/></svg>",
  "mask_w": 264,
  "mask_h": 264
}]
</instances>
